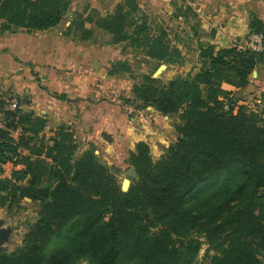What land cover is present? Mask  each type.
<instances>
[{"label": "trees", "instance_id": "1", "mask_svg": "<svg viewBox=\"0 0 264 264\" xmlns=\"http://www.w3.org/2000/svg\"><path fill=\"white\" fill-rule=\"evenodd\" d=\"M71 3L0 0V30L53 28ZM180 9L196 16L190 6ZM140 11L137 0H124L105 16L95 9L78 12L69 28L88 40L93 34L88 23H94L115 43L129 40L153 59L182 63V50L165 30L153 32ZM251 28L264 35L257 18ZM198 61L195 73L167 82L147 74L133 86L137 100L163 115L177 114L180 122L178 141L157 161L147 141L136 143L128 163L137 177L128 190L94 145L76 156L79 145L69 124L47 137V116L4 109L0 207L25 198L41 207L23 246L0 251V264H195L202 242L180 241L193 231L205 233L214 250L207 264H264V117L224 87H246L264 61V48L199 44ZM18 128L16 140L10 130ZM9 162L15 168L8 176ZM210 184H219V197L207 196ZM196 199L199 209L191 205Z\"/></svg>", "mask_w": 264, "mask_h": 264}, {"label": "rangeland", "instance_id": "2", "mask_svg": "<svg viewBox=\"0 0 264 264\" xmlns=\"http://www.w3.org/2000/svg\"><path fill=\"white\" fill-rule=\"evenodd\" d=\"M123 1L78 0L77 3H71L57 26L47 33L40 32L35 35L40 40L36 55L30 58L27 51L22 54L14 52L12 56L16 70L0 79V112L9 109L10 101L16 97L19 102L15 110L18 113L33 111L47 116L48 126L44 132L47 137L53 135L62 123L69 124L75 131V139L79 145L76 156H80L94 145L101 162L121 183L125 178L131 180L127 173L131 168L128 157L138 141L144 140L150 144L152 159L157 161L179 139L175 127L180 122L178 115H163L153 106H145L137 100L133 86L141 83L147 74L167 82L177 75L186 76L197 72L200 67L199 44L193 40L197 37L201 39L206 32L205 26H200L199 22L193 19L191 11L187 15L182 13L180 0H137L140 13L148 21L151 30L153 32L165 30L171 44L179 47L184 54L182 63H168L147 56L143 49L133 46L129 40L115 43L112 34L96 27L94 23H88L93 29L92 37L88 40L81 39L78 32L69 28L78 12L95 9L105 16L113 13L116 5ZM188 41H191L189 47L186 45ZM162 65L166 66L158 72ZM112 70L115 73L112 74ZM59 81H66L76 87L87 85L89 90L84 92L86 96L92 102L99 99L101 107L109 113L104 128L101 124L96 130V135L90 138L77 134L74 122L63 120L62 117L57 118L61 115L60 109H63L62 105L66 98L59 96L65 95L64 92H58L61 88L56 91L57 87H54ZM96 85H101L98 91L93 90ZM72 97L75 99L76 96ZM56 100L57 104L50 107V101ZM225 103V108H228L230 101L227 100ZM54 108L58 110L57 113H53ZM4 122L6 123V120ZM10 131L18 140L20 129ZM13 167L12 163H6L4 175H11ZM50 183L51 179L45 180L46 185ZM210 185L205 189L208 190L207 196L219 197L221 191L219 184ZM261 192L264 193V188ZM191 205L199 209L200 199H196ZM40 207V201L29 198L11 207L8 205L0 207V251L10 252L23 246L24 236L38 219ZM74 229L71 227L66 233ZM191 239L202 242L195 264H207L214 250H209L210 244L205 233L193 231L180 241L188 242ZM260 257L264 261V254ZM79 264L90 262L84 260Z\"/></svg>", "mask_w": 264, "mask_h": 264}, {"label": "crops", "instance_id": "3", "mask_svg": "<svg viewBox=\"0 0 264 264\" xmlns=\"http://www.w3.org/2000/svg\"><path fill=\"white\" fill-rule=\"evenodd\" d=\"M77 1L72 0V3H77ZM179 5L183 9L190 6L196 13L193 19L199 22L200 26L206 28V32L203 33L205 35L201 39L197 37L193 41L198 44H213L216 49L231 46L247 47L252 34L256 33L251 28L252 20L257 18L264 25V0H180ZM50 30L51 28L34 32L24 29L0 30V79L16 70L17 67L12 56L14 52L22 54L27 51V54H30V58H32L40 46V40L35 35L40 32L47 33ZM189 42L191 41L186 43L187 47L191 45ZM54 87H57L56 91L61 88L58 92H64L66 96L58 119L62 117L63 120L74 122L76 133L84 137L91 138L96 135V130L100 128L101 124L104 128L109 113L101 107L102 103L99 102V99L92 102L86 96L84 92L89 90L87 85L76 87L66 81H59ZM224 87L233 91L236 99H240L239 104L247 105L264 117V61L257 65L246 87L237 88L230 84H224ZM100 88L101 85H96L93 90L98 91ZM72 96H76L75 99ZM58 101L62 100L58 99ZM50 102L52 103H50V107L57 104V100ZM52 111L57 113L58 110L54 108ZM112 128L114 129V126ZM91 132L92 135H90Z\"/></svg>", "mask_w": 264, "mask_h": 264}, {"label": "built area", "instance_id": "4", "mask_svg": "<svg viewBox=\"0 0 264 264\" xmlns=\"http://www.w3.org/2000/svg\"><path fill=\"white\" fill-rule=\"evenodd\" d=\"M263 39H264V35L263 33H254L252 34L250 41H249V46L247 47H252L258 50H262L263 49ZM18 99L16 97H14L9 104V109L15 110L18 106ZM5 113L4 112H0V128H3L5 126Z\"/></svg>", "mask_w": 264, "mask_h": 264}, {"label": "water", "instance_id": "5", "mask_svg": "<svg viewBox=\"0 0 264 264\" xmlns=\"http://www.w3.org/2000/svg\"><path fill=\"white\" fill-rule=\"evenodd\" d=\"M166 65H162L159 69L158 72L161 71ZM127 173L131 176V178H136L137 177V171L134 167L130 168ZM131 185V180L129 178H125L122 181V188L123 190H128Z\"/></svg>", "mask_w": 264, "mask_h": 264}]
</instances>
